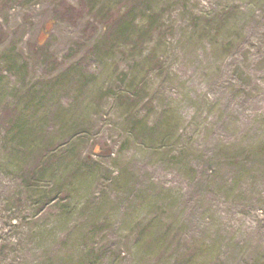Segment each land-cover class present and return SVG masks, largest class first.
<instances>
[{
	"label": "rangeland",
	"instance_id": "1",
	"mask_svg": "<svg viewBox=\"0 0 264 264\" xmlns=\"http://www.w3.org/2000/svg\"><path fill=\"white\" fill-rule=\"evenodd\" d=\"M54 2L0 0V264H264V0Z\"/></svg>",
	"mask_w": 264,
	"mask_h": 264
},
{
	"label": "trees",
	"instance_id": "2",
	"mask_svg": "<svg viewBox=\"0 0 264 264\" xmlns=\"http://www.w3.org/2000/svg\"><path fill=\"white\" fill-rule=\"evenodd\" d=\"M80 8L76 9V8H72L68 3H66L65 0H55L54 2V7H53V16L54 18L51 19L46 25H45V30H49L50 28V24H53V21L55 19H60L63 21H68L70 23H75L77 21V19L82 16L83 12L85 10H93L91 9L90 5H88L87 0H80ZM84 9V10H83ZM108 13L104 12L102 13L101 10H98L94 13V21H104L101 17H105L107 16ZM112 18L113 15H112ZM119 20L116 21V18L112 19L113 21L110 24H107V29L110 32V35L114 34V32L116 30H119V28L121 27V31L123 30V27L125 25L130 24L131 22H133V19L130 15L129 12H127L126 14H124L121 18H118ZM40 43V40H39ZM39 46V44H37Z\"/></svg>",
	"mask_w": 264,
	"mask_h": 264
}]
</instances>
